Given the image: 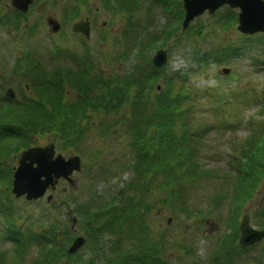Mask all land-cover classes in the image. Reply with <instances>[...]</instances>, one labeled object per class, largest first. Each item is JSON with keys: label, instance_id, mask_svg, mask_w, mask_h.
Here are the masks:
<instances>
[{"label": "trees", "instance_id": "obj_1", "mask_svg": "<svg viewBox=\"0 0 264 264\" xmlns=\"http://www.w3.org/2000/svg\"><path fill=\"white\" fill-rule=\"evenodd\" d=\"M48 1L55 5L61 3L63 19L79 16L84 6L93 9L92 2H97L101 10L122 16L123 35L130 36V47L125 53L128 50L132 53L136 48V56L152 49L159 40L165 43L176 35L175 28L180 27L184 14L181 0ZM155 6L171 10L175 23L162 31H151L149 11ZM227 11L231 12L228 17L218 18L211 25L223 30L232 27L237 22V12L230 8ZM16 14L24 15L19 11ZM193 31L197 37L209 39V34L201 26ZM212 33L217 34L214 30ZM251 37L246 36L236 47L240 49L241 44H246ZM233 45L220 41L214 48L203 50L201 59L207 61L212 56L217 63L228 61L225 54ZM75 59L80 66L65 69L66 72L48 70L39 62L28 61L25 70H34L35 75L30 77V89L22 100L7 99L2 94L5 85L0 86V164L3 165L1 160L14 152V146L19 149L36 144L38 135H51L61 146V151L76 152L88 127H92L94 116L106 117L109 134L125 124L128 146L134 156L132 177L126 181L121 193L109 198L88 199L81 203L82 207L77 203L76 210L86 214L88 236L93 240L95 246L92 249L97 256L101 251L98 245L101 238L113 234L111 254L102 251L106 257L104 264H172L164 255L168 243L166 236L157 234L147 223L150 207L157 202L162 207L175 208L189 215L187 200L192 188L199 187L203 181L210 183L220 178L227 186L229 175L222 172L211 174L213 170L203 164L205 139L213 131L229 134L236 126L246 125L248 136L242 143L235 141L231 144L236 149L231 163L238 192L232 216L235 222L239 212L237 207L251 197L264 179V116L250 127L254 120L241 116L257 100L253 89L235 84L228 91L218 87L200 90L192 86L187 77L173 73L163 81L162 89L156 91L153 83L158 77L154 67L151 70L147 66L140 69L134 66L128 76L117 72L106 75V72H95L94 65L84 57ZM69 89L75 95L71 99H68ZM203 101L211 104L210 107L208 104L207 111L212 110L216 121L203 119L197 114ZM261 108L264 115V104ZM11 174V168L0 170V181H10ZM6 202L11 199L7 197ZM51 209L55 206L50 205L47 211ZM1 213L9 221L1 237L10 241L12 249L20 252L14 257L18 264H25L23 260L27 257L22 252L28 251H33L29 264H69L68 260L64 261L70 257L66 248L71 240L66 226L52 220L47 222L46 215L39 219V223L27 215L25 222L29 223L25 227L18 226L17 220L23 215L15 216L16 212L9 204L0 205ZM235 232L211 260L200 261L195 257L188 260L193 246L185 244L180 248L186 259L180 258V261L184 264H239L240 255L235 250L239 248L235 243L236 228Z\"/></svg>", "mask_w": 264, "mask_h": 264}, {"label": "rangeland", "instance_id": "obj_2", "mask_svg": "<svg viewBox=\"0 0 264 264\" xmlns=\"http://www.w3.org/2000/svg\"><path fill=\"white\" fill-rule=\"evenodd\" d=\"M93 3L95 9L84 6L80 18L63 19L61 3L55 5L48 0H39L31 6L27 14L19 16L13 11L8 0H0V18L7 20L6 23H2L0 19V85H5L2 90L4 95L10 84L15 88L18 98L25 94V84L30 83V77L35 75L34 70H25L24 65L28 61L39 62L41 67L48 70L58 69L66 72L65 69L80 66L74 56L81 59L84 57L95 66V72H106V75L117 72L119 75L128 76L135 69L134 66L139 69L147 66L148 69L153 70L152 55L157 48L163 47L168 50V62L163 68L155 69L158 80L153 83L154 90L158 83L163 84V81L173 73L187 77L188 82L200 90L218 87L228 91L235 84L247 85L253 89L252 93L256 94L257 100L242 112L241 116L244 119L254 120L249 127L258 123L264 116L261 108L264 104V33L252 35L249 41L244 45L241 44L242 47L238 49L236 45L242 43L247 35L237 29V22L224 30L211 25L218 18L230 15L231 12L227 11L228 7H223L220 9L222 11L218 10L212 15L203 14L193 21L194 27L190 31L184 32L181 27L175 28L176 35L169 41L165 43L159 41L156 46H152V49L144 50L140 56H136V48L132 53L129 50L125 53L130 47V40H128L130 36L123 35L122 16L101 10L97 8L96 2ZM234 10L238 12L237 9ZM149 12H151L149 16L152 30L162 31L167 25L175 23L176 18L171 10L155 6ZM51 15L59 19L62 25L61 31L56 34L50 31L46 22L47 17ZM86 16L92 21L89 40L72 31V24ZM28 25H31V28ZM209 25H211L210 28ZM198 26L209 34V39H201L195 35L193 30ZM213 30L217 34L214 35ZM220 41L234 44L226 51L228 61L217 63L212 56L207 61L202 60L201 52L207 48H214ZM60 51L70 53L71 58L61 54ZM17 67L18 71H16ZM224 68H229V72L224 73ZM208 104L209 101L201 102L202 107L197 114L203 119L216 121L212 110L207 111ZM240 118L236 117V119ZM229 119L232 120V118ZM106 120V117H92L93 127H88L83 141L81 140L77 147V153L81 155L84 166L80 173L74 175L77 179L76 189L70 188L65 195L61 194V199L66 201V206H59V200H56V208L48 212L46 196L28 203L24 197L16 198L11 193V180L0 181V205L9 204L12 211H17L15 216L23 213L18 220V226L25 227L29 223V221L25 222L27 215L32 221L38 223L39 219L46 215L47 222L52 220L55 223L70 226L67 212L71 209L72 213L78 216L76 233L73 235L75 236L84 232L82 226L86 220V214L74 212L75 204L78 203L82 207L83 201L100 197L109 198L124 188L126 181L132 177L131 164L134 156L132 149L127 145L124 125L109 134L108 127L105 125ZM248 132V126L240 125L229 134L221 135V131L216 130L206 137L203 151L204 166L213 170L211 174L222 172L229 175L230 180H227V186L220 178L210 183L203 181L199 187L192 188L187 200L191 214L187 215L175 208L162 207L157 202L150 207L151 213L148 215L147 223L157 234L163 233L166 236L168 243L164 249V255L171 260L172 264H184L180 258L186 259V256L181 254L180 246L185 244L193 246L191 255L187 257L188 260L190 258L193 260L194 257L200 261L211 260L227 243L228 238H232L235 228L238 231L235 243L239 247L238 225L243 214L250 216L253 226L264 227V214H261L264 210V179L259 182L251 197L237 207L239 210L237 220L234 222V217L232 218L238 202L236 199L238 192L235 189L236 181L232 176L236 173L232 171L231 164L236 149L234 150L231 144L235 141L237 144L242 143L248 136ZM36 138L44 143L52 137L46 134L38 135ZM13 149H15L14 154L2 159L3 165L0 164V170L11 168L12 174L22 148L14 147ZM64 187H69L66 182L59 185L60 192ZM7 197L11 199V202H6ZM55 199H59V195H55ZM196 212L200 213L196 214ZM8 223V219L1 213L0 249H12L11 245L2 241L1 238V231ZM111 239V235L106 234L100 245L107 254L110 252L107 242ZM235 250L240 255L239 264L241 262V264H264V239L247 249L242 250L241 247H236ZM81 256H83V262L91 256L90 246L84 249ZM105 258L104 256V258L96 259L91 264L105 263ZM77 262L73 261L71 264H78ZM84 264L89 263L84 262Z\"/></svg>", "mask_w": 264, "mask_h": 264}, {"label": "water", "instance_id": "obj_3", "mask_svg": "<svg viewBox=\"0 0 264 264\" xmlns=\"http://www.w3.org/2000/svg\"><path fill=\"white\" fill-rule=\"evenodd\" d=\"M12 5L17 9L27 12L33 0H11ZM185 17L183 28H186L196 17L206 10L214 13L222 5L228 4L231 7H239L238 29L246 34L264 32V0H183ZM51 30L56 32L60 29V23L54 18H48ZM75 32H82L87 38L90 37V24L79 21L73 25ZM168 59L166 49H158L152 58L157 67H162ZM229 70L225 69L227 73ZM159 88V87H158ZM7 94L15 97L13 89ZM55 145L34 146L25 149L21 153L19 164L13 175L12 192L16 197L24 196L27 200L38 199L46 193L49 187L56 188L60 178H65L71 185H75V179L71 176L75 171L82 168L81 157L73 155L65 158L62 154L54 157ZM52 195L48 197L50 200ZM76 219L74 218V222ZM239 243L248 246L264 238V228L257 229L250 224L249 215H244L239 225ZM84 236H78L69 247L70 254L76 252L85 243Z\"/></svg>", "mask_w": 264, "mask_h": 264}, {"label": "flooded vegetation", "instance_id": "obj_4", "mask_svg": "<svg viewBox=\"0 0 264 264\" xmlns=\"http://www.w3.org/2000/svg\"><path fill=\"white\" fill-rule=\"evenodd\" d=\"M26 87H28V86H26ZM49 142H51V140H48V141H46L44 143L39 142L37 145H46ZM55 148H56V154L59 153V152H61V147L60 146H57V144H55ZM22 150L20 151V153L22 152ZM20 153H19V156H20ZM64 182H66L68 184V182L66 180L60 179L59 180V184L57 185V188L54 191V193H55L54 194V198H55V195H59V199H58L59 200V206L66 205V201L64 199L61 201V192L65 195V193L68 192V190L71 188V187H68V188L64 187V188L61 189V192H60L59 185L62 184V183H64ZM82 227L84 229L83 234H85L88 231H90L86 226L83 225ZM70 228H71V226H70ZM71 229H72L73 233H76V231H75L76 228H71ZM80 234H82V233H80ZM76 235H78V234H76ZM2 241H5L6 243H9L10 244V242L8 240H2ZM18 253H20V252H18L17 250H14V249H0V263H4V264H18L19 263L18 259H14V257L17 256ZM22 253L26 254V257H27L25 260H23V263L29 264L31 262V260L29 258L32 256L33 251L22 252ZM81 253H82V251L79 252V253L77 252L73 256H70L68 258V261L71 260L72 262L73 261L77 262V260L82 257L81 256ZM82 259H83V257L80 259L81 261L79 260L82 264H84V262L87 263V261H84L83 262ZM80 262H77V263L78 264H81Z\"/></svg>", "mask_w": 264, "mask_h": 264}]
</instances>
